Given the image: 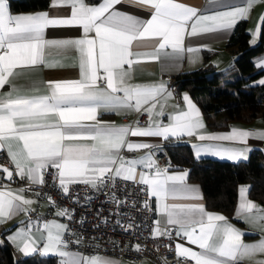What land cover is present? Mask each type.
Masks as SVG:
<instances>
[{"label":"snow or ice","instance_id":"1","mask_svg":"<svg viewBox=\"0 0 264 264\" xmlns=\"http://www.w3.org/2000/svg\"><path fill=\"white\" fill-rule=\"evenodd\" d=\"M149 8L150 19L144 21L116 9L121 0H99L97 4L85 0H50L51 8L70 7L66 17L50 16L48 12L13 14L9 0H0V151L6 152L7 166L0 164V223L17 214L27 218L24 227L17 228L7 239L25 256L40 252L59 255L61 264H113L100 255L85 256L66 250L68 241L63 233L67 225L45 221L42 228L33 224L32 205L35 201L26 193L31 185H45L50 176L53 187L71 197L73 184H85L100 190L119 179L146 186V191L162 202L158 211L166 217L164 226L154 221L153 238L167 236L173 231L181 240L199 250L175 244L179 264H239L248 258L254 264L257 254L264 255V237L257 243L246 244L239 229L227 218L206 212L200 203H167L169 199L199 200L198 189L186 185L188 171L170 173L157 165L151 151L153 145L134 142L129 137H171L187 135L197 141H229L240 148H222L204 143L192 144L196 157L211 154L230 160L247 159L250 138L264 141V131L232 126L226 133L205 134L200 109L188 94L182 100L185 108L165 117L167 99L172 93L163 82L153 85H131L128 80L135 64L142 59L158 60L161 55H178L185 51V36H197L232 29L238 20L246 19L253 0L246 7H235L215 15H201L196 8L177 0H132ZM264 23V16L261 17ZM75 26L83 30L77 39L45 40L48 27ZM154 40L150 53L133 50L134 43ZM74 48L79 53V79L49 80L44 95H21L11 78L17 69L38 66L56 67L46 62L45 48ZM170 48L171 53L165 51ZM188 52L194 49L188 48ZM264 68V59L260 61ZM264 85V79L258 81ZM116 112L129 109L147 114L149 123L143 127H115L98 119L99 110ZM91 121L93 123H85ZM148 149L139 159L126 158L122 150L134 152ZM138 168L142 169L138 171ZM49 169H55V174ZM27 181L29 187L13 190L16 180ZM248 188L239 189L237 216L264 229V208L247 199ZM37 197L39 192L35 193ZM45 198L55 207L51 196ZM113 199H116L113 197ZM117 203H119L117 199ZM147 206V205H146ZM59 217L71 216L66 209H58ZM39 235H36V232ZM80 241L77 239L76 243ZM2 243V242H0ZM42 245V247H41ZM135 250L141 251L136 244ZM170 247V245H169Z\"/></svg>","mask_w":264,"mask_h":264},{"label":"crops","instance_id":"2","mask_svg":"<svg viewBox=\"0 0 264 264\" xmlns=\"http://www.w3.org/2000/svg\"><path fill=\"white\" fill-rule=\"evenodd\" d=\"M99 2H91L85 0V3L90 5L97 4ZM179 3H183L187 6L196 8L198 13L201 15H215L217 13L230 11L235 7H246L247 0H177ZM117 10L122 13L130 14L137 17L140 20H148L151 17V10L149 8L141 7L132 2V0H121V3L115 6ZM11 10V8H10ZM70 7H61V8H51L50 1L46 8L35 9V10H22V11H13V14H35L40 12H48L50 16L54 17H66L70 15ZM264 16V0H253L252 7L247 14L248 29L251 33L250 41L255 43L259 40L262 30L261 17ZM234 28V27H233ZM232 29L220 30L212 33L200 34L197 36H185L184 39V48L185 51L178 55H161L158 60L151 59H142L138 64H135L131 70V76L128 80V83L131 85H153L163 82L167 85L168 90L172 93V97L167 99L165 111V117H157V119H163V122L167 124V115L175 114L177 106L179 109H184L185 105L182 100L184 94H188L193 102L200 109L201 117L205 128L202 130L205 134H218L226 133L230 130L232 126H237L243 129L254 130V131H264V116L260 115L251 121H242V120H232L225 126L215 127L208 124V121L204 115L203 109L194 98V96L186 89L178 91L174 86L175 75L186 70H192L199 66H202L206 62V57L208 61L216 69L224 67L229 64L234 57V54L226 47V42L231 35ZM83 36V30L80 27L75 26H61V27H48L44 32L45 40H65V39H77ZM155 47V41L149 40L142 42L139 46L135 43L133 45V50L141 53H150ZM194 49L193 52H188L187 49ZM165 51L171 53V49L168 48ZM264 59V51L255 56V63L258 68L263 69V71L253 80V82H258L261 79H264V68L260 66V61ZM45 60L46 62L55 61L59 66L56 67H45L38 66L35 68H22L16 70V75L11 78V84L19 90L21 95H44L47 93V81L49 80H76L79 79V53L71 47L67 48H45ZM11 90V86L6 85L4 89H0V93H4ZM126 114V115H125ZM137 112L129 109H121L116 112L106 111L104 109L99 110L98 119L102 122L108 123L115 127H127L135 126L133 119ZM214 119L217 122H222L224 120V114L221 110H216L213 113ZM85 123H93L91 121H85ZM149 123V117L146 125ZM141 127L145 125H140ZM130 140L134 142H146L153 145L151 151L154 153L158 149L164 148V144L168 140H185L188 141L191 145L197 143H204L207 145H218L222 148H240L242 145L235 144L229 141H197L194 137H188L187 135L179 137H171L167 140L161 137H138L133 138L129 137ZM254 146H258L263 150L264 153V141H261L256 138H250L248 141V147L251 149ZM194 155L195 150L192 148ZM149 150H137L134 152H128L122 150L121 154L126 158H137L144 156ZM6 153V152H5ZM249 152L247 153L248 156ZM206 156H214L217 158H222L220 156H215L211 154H202L199 158ZM155 159V155H154ZM223 159H228L223 157ZM230 160V159H229ZM156 161V160H155ZM157 163V161H156ZM0 164H2L0 162ZM159 168L164 169L168 168L170 173H175L178 171H186L184 168H173L169 164L161 166L157 163ZM142 169L138 168V171ZM186 185L194 186L198 189L199 200H184L177 199L175 201L169 199L167 203H200L205 207L206 212L219 214L227 218L229 224L239 229L244 235L242 236L243 242L246 244L257 243L262 237H264V229L260 227L259 224L252 222H246L244 217H238L237 211L240 203L239 189L241 187L248 188L246 194L247 199L253 201L256 205L261 208H264L256 198L250 195L249 186L247 184H241L237 188V197L234 209L230 215L225 212L217 209L208 208L206 205V198L204 196L202 186L200 182L196 180L189 179L187 177L185 181ZM13 190L19 188H26L16 182H13L9 185ZM38 191L28 192L26 195L33 199L35 203L32 207L39 213L38 216L32 217L34 225H37L42 228V225L45 221H56L58 223L65 224V217H59L55 213L58 209H66L59 207L55 204V207L50 204V202L45 198V194L40 193V196L37 197L35 194ZM154 206L156 209V220L161 221V226H164L166 217L161 215L158 211V206L162 203L156 200L155 197H152ZM67 210V209H66ZM27 218L24 214H17L11 220H8L5 223H0V240H8L7 236L11 235L17 228L24 227V224L21 221H25ZM154 228V227H153ZM7 229L4 233L3 230ZM36 232V229H33ZM36 235H39V232H36ZM177 242L183 243L186 247H191L194 250H199L195 245H190L186 241L178 239ZM11 243V242H10ZM14 249L15 258L22 256L16 246L11 243ZM42 247V245H41ZM66 250L73 253H79L85 256L91 255H100L105 257L113 262V264H156L155 262L144 259L141 263H137L135 260L128 257H119L111 254L103 253H83L76 249ZM55 254V253H48ZM57 263H61V257L57 254ZM256 260H264V255L257 254L255 257ZM239 264H254V261L248 258H245L239 261Z\"/></svg>","mask_w":264,"mask_h":264},{"label":"trees","instance_id":"3","mask_svg":"<svg viewBox=\"0 0 264 264\" xmlns=\"http://www.w3.org/2000/svg\"><path fill=\"white\" fill-rule=\"evenodd\" d=\"M49 1L9 0V4L11 10L22 11L46 8ZM250 35L247 18L238 20L226 42V47L234 54L229 64L216 69L206 57L204 65L175 75V88L178 91L186 89L194 96L211 126L264 116V85L253 82L263 71L257 67L255 56L264 51V23L258 41L252 43ZM216 110L223 112L222 122L214 119ZM163 149L169 154L170 167L184 168L189 179L200 182L208 208L230 215L241 184H247L250 195L264 205V153L260 147H252L247 159L239 160L214 156L197 158L191 144L185 140H168ZM0 242V264H58L55 254L37 252L15 258L10 241Z\"/></svg>","mask_w":264,"mask_h":264},{"label":"built area","instance_id":"4","mask_svg":"<svg viewBox=\"0 0 264 264\" xmlns=\"http://www.w3.org/2000/svg\"><path fill=\"white\" fill-rule=\"evenodd\" d=\"M147 121V114L141 113L135 114L133 119V123L139 122V125H146ZM155 160L161 166L169 164L168 152L163 148L158 149ZM0 162L5 166L8 164L4 151H0ZM48 171L55 174L56 170ZM46 181L45 185L31 187L51 196L57 206L68 210L71 219L65 217L68 231L63 233L68 241L67 248L83 253L128 257L137 263L149 259L156 264H179L175 244L180 237L173 231L171 239L167 236L153 238L156 209L145 185L123 179L117 180L114 186L109 183L100 190L85 184H73L70 186L71 197H68L58 186L53 187L50 176H46ZM14 182L29 187L26 180L17 179ZM38 215L37 211L32 213V217ZM77 239L79 243H76ZM136 244L140 245L141 251L135 250Z\"/></svg>","mask_w":264,"mask_h":264}]
</instances>
